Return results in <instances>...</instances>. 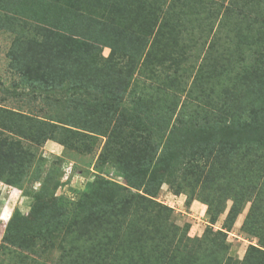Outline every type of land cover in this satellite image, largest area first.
Segmentation results:
<instances>
[{"label":"rangeland","instance_id":"obj_1","mask_svg":"<svg viewBox=\"0 0 264 264\" xmlns=\"http://www.w3.org/2000/svg\"><path fill=\"white\" fill-rule=\"evenodd\" d=\"M120 8L126 17L131 15L126 5ZM25 11L30 16L17 14L18 24L39 23L36 12ZM59 11L52 9L55 15ZM263 12L264 0H182L174 35L158 38V24L153 35L145 36L148 49L157 41L158 58L164 56L152 68L141 65L136 69L123 98L139 100L155 114V106L165 96L169 102L166 99L164 105L172 107L174 94L176 114L172 126L161 131L149 125L150 117L135 112L136 127L129 141L142 142L151 135L155 158L146 168L136 166L132 172L121 170L115 151H103L106 138L93 139L94 135L76 128L67 130L73 107L67 110L65 91L35 95L22 86L7 56L15 35L0 32V210L4 205L0 264H88L92 252L102 254L97 260L103 264H169L171 256L160 251L179 243L212 264L204 250L221 232L224 236L218 239L227 249L222 250L223 264H241L252 248L264 253V171L255 170L249 201L227 225L233 213L231 199H226L222 211L217 201L209 207L199 199L201 183L216 180L219 184L222 172V163L205 157L208 147H226L247 170L255 163H248L249 153H258L257 161L264 157V99L258 103L263 112L257 120L237 114L233 107L247 97L244 86L264 60L263 51H258L264 44ZM47 28L39 30L44 34ZM252 39L258 40L257 47L247 45ZM109 53L110 49L103 50L104 56ZM155 69V73L148 72ZM190 118L199 124L192 130L186 127ZM8 120L16 124L14 132L6 129ZM177 125L179 129L174 130ZM19 126L24 128L20 135ZM51 126L55 134L50 133ZM41 128L49 131L41 135ZM192 165L202 166L200 183L170 184L176 172H182L187 181ZM122 203L133 214L121 211ZM252 205L258 207V220L249 223ZM100 212L112 223L111 231L96 221ZM80 227L87 230L79 231ZM87 231V236H78ZM16 237L24 243H13ZM197 240L198 244L193 243Z\"/></svg>","mask_w":264,"mask_h":264},{"label":"trees","instance_id":"obj_2","mask_svg":"<svg viewBox=\"0 0 264 264\" xmlns=\"http://www.w3.org/2000/svg\"><path fill=\"white\" fill-rule=\"evenodd\" d=\"M181 1L0 0V32L6 31L15 35L7 54L10 59L9 66L20 76L22 86L35 95L37 92L51 94L55 90L65 91L69 97L65 102L66 108L68 110L70 106L73 107V113L68 121L70 124L67 125L70 128L67 130L76 128L94 135L91 136L93 139L94 137L106 138L104 146L101 143L103 151H115L116 161L123 171L132 172L131 170L136 166L146 168L147 164L152 163L155 158L151 150L155 142L150 140L152 136L148 134L147 137H143L142 142L140 140L129 141V136L133 128L136 127L133 121L135 112H142L145 117H150L149 125H153L161 131L162 129L167 130L172 126L171 122L176 114V110L173 108L175 95L173 94L170 102L172 107L169 103L164 105L166 99L169 102L167 96L162 99V102L159 101L162 104L155 106L153 110L155 114L149 112V107L144 106V103L139 100H124L123 96L139 66L144 65L145 68H152L163 58L164 55L158 58L157 41L153 43L151 49H148V41L145 36L153 35L158 24H161L158 38L174 35L177 31L175 24L179 22L176 19V13ZM121 5L129 7L131 15L126 17L120 8ZM166 5L168 8H165ZM51 7L60 10L59 14H53ZM30 8L31 11L37 13L38 16L34 17L39 23L18 24L15 19L16 15L30 16L26 13L28 11H25ZM46 9L51 10L42 11ZM262 16H264V12ZM116 22L117 24H115ZM45 26L49 28L42 34L39 29ZM139 35L142 37L140 38ZM250 41L247 45L251 44L257 47L259 44L258 40L257 43H254L253 39ZM105 48L110 49L108 56L103 55ZM260 50L264 53V44L258 51ZM146 54L147 56H145ZM260 64V68L253 67L254 71L251 73L253 78L247 82L246 87L244 86V91H248L247 97L233 105L237 114L247 118L251 117V120L261 118L260 113L263 112L258 103L264 99V60ZM148 72L155 73L156 69ZM81 97H85V100ZM131 97H133L132 93ZM215 112H212L211 115ZM179 121L182 123L180 119ZM7 123L9 124H5L6 129L13 131V126L16 124L11 125L9 120ZM195 125L198 127L199 124L194 123V118H190L186 122V127L189 126L191 130ZM29 127H26L27 131ZM176 128L179 129V125L175 126L174 130ZM23 130L24 128L19 126V132L17 131L19 135ZM49 130L50 133H56L55 126H51ZM181 130L186 131V128L182 125ZM40 131L41 135L47 132H44L45 129L42 128ZM158 137L162 139L163 135L158 134ZM120 139H124V141L120 142L119 146L121 147L116 150V144L118 145ZM174 146L176 150L180 149L175 144ZM208 149L210 151L203 152V155L205 153V157L209 160H217L222 163V172L218 176L219 184L216 180L201 183L202 193L199 194L201 195L199 199L209 207L214 201H217L216 205L220 211L226 207V199H231L233 202L231 212L233 213L227 221V225L234 220V214L241 212L244 204L249 201L250 185L256 175L255 170L264 171V157L257 161L258 153L255 151L249 153L248 163L254 161L256 164L253 163L247 170L228 152L226 147L219 146L217 149L208 147ZM0 157L2 158L1 153ZM188 172L190 176L187 181L182 172H176L174 173L175 182L171 181L170 184L172 186H193V184L200 183L202 166L193 167L192 165ZM245 173L249 175L247 176ZM237 177L238 179H236ZM177 179L180 180V183ZM234 179L238 180L237 184ZM247 179L250 183L246 185L244 180ZM222 186L225 187L221 188ZM123 204L120 206V210H127L124 211L129 213L126 215L133 214L132 208ZM256 205L262 204L257 203ZM255 208L258 207L252 205L246 222H257ZM95 219L100 224L105 223L106 227L101 226L111 231L112 223L105 220L106 213L104 215L102 212L98 213ZM247 227L254 231L250 224ZM82 230L87 229L80 227L79 231ZM88 233L89 231L80 232L78 236L85 237ZM223 236L224 234L221 232L218 238ZM218 238L216 241L215 239L210 240L211 247L204 250L203 254L208 260H211L212 264H223L222 250H227L224 242ZM199 241H193V243L197 242L198 244ZM13 243L23 244L24 241L16 237ZM197 244L194 247H197ZM252 249L254 250L246 252L241 264H264V253L256 248ZM166 252L171 256L169 264H208L203 258L199 260L194 249H187V244L179 243L175 246L169 244L165 252L160 251V254L163 255ZM250 256H252L253 262L250 260ZM87 257L88 264H103L97 260L102 257V254L98 252L89 253ZM225 259L227 262L232 261L227 257Z\"/></svg>","mask_w":264,"mask_h":264},{"label":"crops","instance_id":"obj_3","mask_svg":"<svg viewBox=\"0 0 264 264\" xmlns=\"http://www.w3.org/2000/svg\"><path fill=\"white\" fill-rule=\"evenodd\" d=\"M1 207H2V208H1L0 212H1L2 210H4V209H3V208H4V205H1Z\"/></svg>","mask_w":264,"mask_h":264}]
</instances>
